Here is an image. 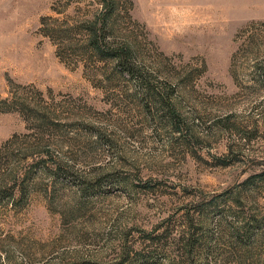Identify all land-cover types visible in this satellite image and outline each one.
I'll use <instances>...</instances> for the list:
<instances>
[{
    "label": "rangeland",
    "instance_id": "obj_1",
    "mask_svg": "<svg viewBox=\"0 0 264 264\" xmlns=\"http://www.w3.org/2000/svg\"><path fill=\"white\" fill-rule=\"evenodd\" d=\"M117 7L179 119L45 34L96 0H0V264H264V0Z\"/></svg>",
    "mask_w": 264,
    "mask_h": 264
},
{
    "label": "trees",
    "instance_id": "obj_2",
    "mask_svg": "<svg viewBox=\"0 0 264 264\" xmlns=\"http://www.w3.org/2000/svg\"><path fill=\"white\" fill-rule=\"evenodd\" d=\"M96 1L101 5L99 10L86 15L72 26L62 27L53 24L46 29L45 34L67 36L64 40H67L72 51H77L81 58H88L92 61L90 62L91 68L95 74L106 69L103 68L100 71L99 66L94 64L98 61H104V64L108 63L109 73L104 76L108 83H116L121 79L125 80L128 88L135 89L134 93L144 91L147 98L144 110L149 116H154V114L157 116L161 112V115L167 117L170 123L174 119H179L180 114L172 100V89L166 91L157 89V86L154 85L156 77H152L144 68V64L138 61L129 36L119 30V9L117 7L119 0ZM74 33L77 37L71 38V34ZM100 81L102 82V79ZM152 110H155V113ZM16 179L17 176L14 175L13 180ZM14 186L12 185L11 188ZM8 189L10 187H6L5 181L0 183V203Z\"/></svg>",
    "mask_w": 264,
    "mask_h": 264
}]
</instances>
